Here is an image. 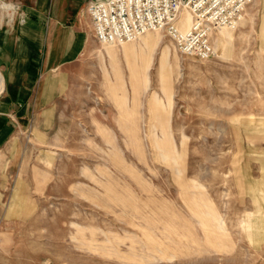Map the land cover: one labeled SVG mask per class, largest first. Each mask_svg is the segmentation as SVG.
Masks as SVG:
<instances>
[{
	"label": "rangeland",
	"instance_id": "374dc122",
	"mask_svg": "<svg viewBox=\"0 0 264 264\" xmlns=\"http://www.w3.org/2000/svg\"><path fill=\"white\" fill-rule=\"evenodd\" d=\"M242 16L229 42L211 34L207 60L161 32L148 77L136 79L120 53L112 72L92 31L63 71L59 111L24 114L22 128L1 105L35 100L16 90L40 74L21 65L12 84L0 65V132L14 129L0 153V264H264V0ZM162 129L175 163L154 145Z\"/></svg>",
	"mask_w": 264,
	"mask_h": 264
},
{
	"label": "crops",
	"instance_id": "0c3cea01",
	"mask_svg": "<svg viewBox=\"0 0 264 264\" xmlns=\"http://www.w3.org/2000/svg\"><path fill=\"white\" fill-rule=\"evenodd\" d=\"M86 1L0 0V65L11 66L9 78L12 84L20 79L21 65H33L40 74L35 87L28 83V74L26 85L16 88L19 94L25 91V96L31 94L28 91L31 90L35 100L30 99L23 104L4 102L1 105L6 112L16 114L19 128H22L20 118L24 114L59 111L52 107L62 96L63 71L83 55L92 33L90 23L83 15ZM4 48H14L15 56L6 55ZM65 76L68 84L71 74L66 73ZM3 79L5 81V76ZM5 87L0 93L5 91ZM13 130L12 126L1 130L0 153L3 151L1 146Z\"/></svg>",
	"mask_w": 264,
	"mask_h": 264
},
{
	"label": "built area",
	"instance_id": "2783aa9c",
	"mask_svg": "<svg viewBox=\"0 0 264 264\" xmlns=\"http://www.w3.org/2000/svg\"><path fill=\"white\" fill-rule=\"evenodd\" d=\"M254 0H88L84 13L99 43L122 44L149 31H163L185 56L207 60L215 56L210 35L235 27ZM193 16L191 28L178 29L181 9Z\"/></svg>",
	"mask_w": 264,
	"mask_h": 264
},
{
	"label": "bare ground",
	"instance_id": "6f19581e",
	"mask_svg": "<svg viewBox=\"0 0 264 264\" xmlns=\"http://www.w3.org/2000/svg\"><path fill=\"white\" fill-rule=\"evenodd\" d=\"M241 19H244V17L241 16L240 20ZM192 23H193L192 13L187 8L181 9V11L179 13V20L177 22L178 29L181 32H186L191 28ZM240 23H242V22H240ZM236 27L237 26H235V27H222V28L218 29V32L216 33L217 37L215 39L216 45H219V44L223 45L224 42H229L230 41L229 39L232 37L233 31ZM161 32H163V31H149L145 34H142L141 36H139L138 38H136L132 41L125 42L122 44L103 43V44H105L104 45V50H105L104 53H105V55L107 54V56L111 59L110 65L112 64V72L117 76L120 74L119 64L115 60L116 57L120 53L126 58L125 60L127 62V66L130 69V72H131L133 79H136V75H138L139 72H142L144 74L143 77H146L148 75V72H149L151 65H152V62H153L154 53H155L156 49L162 44V33ZM210 43H211V35H210ZM225 48H223V49H225ZM159 60H160L159 72L164 77L169 79L171 71H172L171 51H170L169 45H164L162 47ZM105 71L108 74V71L106 69H105ZM142 80H144V78ZM145 84H147V82ZM3 85H4V79H3L2 74L0 73V91L3 89ZM134 86L136 88H138L137 84H134ZM154 101H155L156 106H157L156 111L160 112L161 103L158 102V99L156 97L154 98ZM154 145H155L156 149L158 150V153H159L161 158L165 159L166 161H168L170 163H175L177 161L178 157H177L175 147H174L173 143L171 142V140L169 139L167 132L164 131V129H162V137L156 138V140L154 141ZM208 214L212 215V218L215 220V222L217 224V230L219 233H221L223 231V227L221 226V221L218 218L217 214L209 213V212H208ZM211 232H213V231H211ZM221 238H219V240Z\"/></svg>",
	"mask_w": 264,
	"mask_h": 264
}]
</instances>
